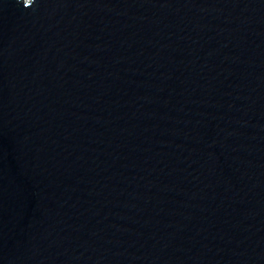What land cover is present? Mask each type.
Wrapping results in <instances>:
<instances>
[{
    "label": "water",
    "instance_id": "obj_1",
    "mask_svg": "<svg viewBox=\"0 0 264 264\" xmlns=\"http://www.w3.org/2000/svg\"><path fill=\"white\" fill-rule=\"evenodd\" d=\"M0 264H264V0H0Z\"/></svg>",
    "mask_w": 264,
    "mask_h": 264
}]
</instances>
